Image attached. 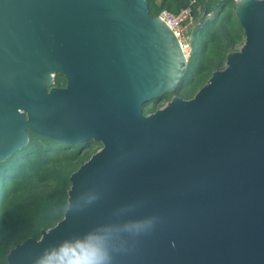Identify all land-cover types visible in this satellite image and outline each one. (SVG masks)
<instances>
[{
  "label": "water",
  "instance_id": "water-1",
  "mask_svg": "<svg viewBox=\"0 0 264 264\" xmlns=\"http://www.w3.org/2000/svg\"><path fill=\"white\" fill-rule=\"evenodd\" d=\"M234 4L224 69L145 116L188 63L146 0H0V164L28 133L101 146L6 264H264V0Z\"/></svg>",
  "mask_w": 264,
  "mask_h": 264
},
{
  "label": "trees",
  "instance_id": "trees-1",
  "mask_svg": "<svg viewBox=\"0 0 264 264\" xmlns=\"http://www.w3.org/2000/svg\"><path fill=\"white\" fill-rule=\"evenodd\" d=\"M155 18L161 11L177 14L190 7V25L196 45L190 54L186 75L158 102L142 107L148 115L163 107L172 97L190 100L213 72L223 70L226 56L243 44V31L234 15V0H146ZM213 17L210 19L211 14ZM186 35V33H185ZM60 75L53 85L62 87ZM29 134L27 146L0 164V264L16 245L28 238L39 240L62 220L67 210L69 177L97 150L91 143L68 146Z\"/></svg>",
  "mask_w": 264,
  "mask_h": 264
},
{
  "label": "built area",
  "instance_id": "built-area-1",
  "mask_svg": "<svg viewBox=\"0 0 264 264\" xmlns=\"http://www.w3.org/2000/svg\"><path fill=\"white\" fill-rule=\"evenodd\" d=\"M191 14V8L187 7L181 9L177 14H172L168 11H161L157 16L163 20L174 36L178 39L186 59L190 58L191 53L186 52L189 49L187 44L189 37L185 35L184 28L185 23L190 19Z\"/></svg>",
  "mask_w": 264,
  "mask_h": 264
},
{
  "label": "rangeland",
  "instance_id": "rangeland-1",
  "mask_svg": "<svg viewBox=\"0 0 264 264\" xmlns=\"http://www.w3.org/2000/svg\"><path fill=\"white\" fill-rule=\"evenodd\" d=\"M213 14H211V16L209 17L210 19L213 17ZM184 33H186V36L189 37V40L187 41L188 47L189 49L186 52H193V50L195 49V45H196V38L193 36L192 31L190 29V25H186V27L184 28ZM241 47V45L239 46V48ZM238 48V50H239ZM162 108V107H161ZM83 146V145H80ZM95 150H98L100 148V146H94Z\"/></svg>",
  "mask_w": 264,
  "mask_h": 264
},
{
  "label": "clouds",
  "instance_id": "clouds-1",
  "mask_svg": "<svg viewBox=\"0 0 264 264\" xmlns=\"http://www.w3.org/2000/svg\"><path fill=\"white\" fill-rule=\"evenodd\" d=\"M79 264H103V259L100 255H93L80 261Z\"/></svg>",
  "mask_w": 264,
  "mask_h": 264
},
{
  "label": "flooded vegetation",
  "instance_id": "flooded-vegetation-1",
  "mask_svg": "<svg viewBox=\"0 0 264 264\" xmlns=\"http://www.w3.org/2000/svg\"><path fill=\"white\" fill-rule=\"evenodd\" d=\"M60 77H61L60 80H66L63 76L60 75ZM65 86H66V82L64 81V85H63L62 87H60V88H64ZM90 143L93 144L94 146H100V144H97V143H92V142H90ZM88 144H89V143H88ZM100 148H101V146H100ZM100 148H99V149H100ZM99 149H98V150H99ZM98 150H97V151H98ZM97 151H96V152H97ZM96 152H95V153H96Z\"/></svg>",
  "mask_w": 264,
  "mask_h": 264
}]
</instances>
